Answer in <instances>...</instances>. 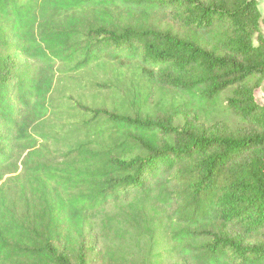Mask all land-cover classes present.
<instances>
[{
  "label": "trees",
  "instance_id": "1",
  "mask_svg": "<svg viewBox=\"0 0 264 264\" xmlns=\"http://www.w3.org/2000/svg\"><path fill=\"white\" fill-rule=\"evenodd\" d=\"M261 23L258 0H0V264H91L111 204L183 264H264ZM101 63L147 86L132 112L93 110L109 142L57 157L41 127L57 75ZM226 91L239 124L206 123ZM157 92L180 102L154 112ZM150 263L115 245L102 260Z\"/></svg>",
  "mask_w": 264,
  "mask_h": 264
},
{
  "label": "rangeland",
  "instance_id": "2",
  "mask_svg": "<svg viewBox=\"0 0 264 264\" xmlns=\"http://www.w3.org/2000/svg\"><path fill=\"white\" fill-rule=\"evenodd\" d=\"M258 4L262 13L261 29L264 34V0H258ZM65 76L69 75L62 73L57 75L50 96L52 111L41 125L54 138L50 145L56 151L57 157L69 147H76L81 143H89L95 147L103 141L109 142L112 138L110 124L99 128V131L86 127V121L93 117V110L113 112L119 109L126 113L132 112L129 102L133 87L147 86L145 79L140 78L134 68L122 69L117 64L110 63L94 65L78 74ZM228 94V91L222 93L217 111L203 118L206 123L221 121L232 127L239 124L237 117L229 113L225 107L224 99ZM257 99L264 104V85L257 91ZM175 102H180V98L175 93L164 96L163 93L157 92L150 109L158 112ZM117 105L119 108H116ZM99 121L106 122L105 119ZM86 241L90 250L91 264H102L107 248L112 245L131 247L140 260L149 257L150 264H183L163 251V242L156 244L150 239L139 238L121 219L120 208L112 204L95 218Z\"/></svg>",
  "mask_w": 264,
  "mask_h": 264
}]
</instances>
